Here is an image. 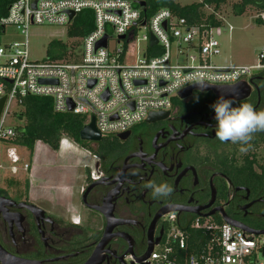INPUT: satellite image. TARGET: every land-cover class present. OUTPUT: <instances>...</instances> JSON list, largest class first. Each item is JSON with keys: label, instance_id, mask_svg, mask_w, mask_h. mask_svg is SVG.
<instances>
[{"label": "built area", "instance_id": "built-area-1", "mask_svg": "<svg viewBox=\"0 0 264 264\" xmlns=\"http://www.w3.org/2000/svg\"><path fill=\"white\" fill-rule=\"evenodd\" d=\"M142 8L132 0H15L9 5L7 15L0 17L3 34L13 25L26 37L22 42H0V98L6 97L0 116V150L4 143L13 169L22 157L19 146L9 142L16 135L10 118L27 96L51 97L56 112L85 115L87 124L94 118L104 137L131 130L151 113L171 111L180 92L196 82H250L255 69H264V50L259 64L253 66L210 62L221 53L217 35L222 26L190 25L168 8H160L147 20ZM85 10L93 12L94 27L79 38L77 55L69 49L63 58L30 59L31 25L70 26ZM151 36L157 38L156 44H151ZM105 37L107 46H98ZM112 39L120 46L111 48ZM140 42L146 43L141 53ZM184 54L186 61L181 63L178 58ZM29 167L25 162L23 168ZM91 177H99L94 168ZM133 260L129 256L127 264H139ZM142 264H264V234L212 218L197 217L188 227L169 220L160 242Z\"/></svg>", "mask_w": 264, "mask_h": 264}, {"label": "flooded vegetation", "instance_id": "flooded-vegetation-1", "mask_svg": "<svg viewBox=\"0 0 264 264\" xmlns=\"http://www.w3.org/2000/svg\"><path fill=\"white\" fill-rule=\"evenodd\" d=\"M262 70L255 76L248 97L230 98L234 106L250 103L257 111L264 110ZM222 95L233 97L241 92ZM218 99L213 91L195 89L177 101L168 114L145 120L125 138L117 135L109 155H93L95 167H86L96 169L99 177L92 179L89 172L82 189L83 209L91 212L86 221L80 213L73 212L78 217L70 214L71 219H58L45 211L38 222L21 205L32 203L29 197L11 194L17 205L11 206L10 212L14 222L20 218L17 214L23 215L22 226H15L11 234L3 220L8 235L0 243L13 254L44 264H83L107 234L103 264H123L133 257L127 253L129 249L141 256L150 241L165 233L169 220L188 227L197 217L216 221L229 217L248 228L264 229L261 132L255 134L253 147L246 154L239 151L238 144L221 143L215 137L217 121L211 107ZM88 142L93 148L99 146L98 142ZM149 181L167 182L174 192L168 198L154 199L145 187ZM77 218L79 221H74Z\"/></svg>", "mask_w": 264, "mask_h": 264}, {"label": "rangeland", "instance_id": "rangeland-1", "mask_svg": "<svg viewBox=\"0 0 264 264\" xmlns=\"http://www.w3.org/2000/svg\"><path fill=\"white\" fill-rule=\"evenodd\" d=\"M182 5L200 2L201 0H175ZM236 0H230L220 9L224 19L222 26L223 32L217 35L220 41L221 53L211 57L210 62L217 66H228L231 64L253 66L259 64L260 53L264 50V24L256 22V18L260 15L259 10L248 7L244 14H234L232 3ZM207 11H211L208 9ZM68 25H31L28 31V50L30 59L33 61H42L48 57L49 44L53 40H61L70 46H77L72 52L77 55L81 51V41L79 38L70 37L68 34ZM141 33L139 34V36ZM26 37L16 29L15 26L9 25L6 27V34L2 35L1 43L5 44L13 41H25ZM111 48L119 47L120 45L115 39L110 41ZM146 46V43L140 42V53ZM186 47V46H185ZM175 51V47L173 48ZM186 54V52H185ZM180 55L178 61L185 63L186 56ZM176 60V58H174ZM132 61V59H130ZM181 99L179 97L176 101ZM10 120L18 125L24 123V119L20 118L18 113L20 108H14ZM14 114V115H13ZM1 145L0 164V189H8L10 194L17 197L21 195L26 199L24 181L32 178L34 182V192L41 196H48L46 186H50L49 192L59 191L62 188V196H69L71 200L62 202V212H66L65 204L70 202L72 208L75 207L77 214H82L86 219L90 216L88 210L83 209L81 202V193L86 185V177L93 168H87L86 165L95 167L94 154L86 147L74 142L68 137L62 139V153H56L52 148L43 143H37L31 153L26 147H21L20 156L21 162L12 168V164L6 158L4 151L5 147ZM28 162L33 165V173L24 170L23 165ZM90 169V170H89ZM18 181L17 186L8 188V180ZM38 185V188L36 187ZM19 198V197H17ZM30 202L38 206L50 214H57L60 208V203L49 200H35L29 196ZM61 209V208H60ZM70 215V214H69ZM88 230L92 229L88 227Z\"/></svg>", "mask_w": 264, "mask_h": 264}, {"label": "trees", "instance_id": "trees-1", "mask_svg": "<svg viewBox=\"0 0 264 264\" xmlns=\"http://www.w3.org/2000/svg\"><path fill=\"white\" fill-rule=\"evenodd\" d=\"M15 0H0V17L8 13L9 5ZM135 6H140L142 1L146 2L143 6V16L149 20L151 16L160 8L170 9L176 16L184 17L190 25H206V26H223L224 19L221 14V7L230 0H201L187 5H182L175 0H132ZM248 7L259 10L260 15L256 18V22L264 24V0H236L232 3L234 14H244ZM211 9V11H207ZM94 27L93 12L85 10L77 14L73 23L69 26L68 34L70 37L81 38L89 33ZM4 26L0 24V42L4 32ZM76 45H68L61 40H53L49 44V58H63L69 49L74 50ZM264 74V69L262 70ZM263 101H264V78L260 82ZM180 100V99H179ZM178 100V101H179ZM20 118L24 119V123L16 125V135L9 140L20 147H26L33 153L36 143L42 141L48 144L54 150H58L63 137H68L74 142L86 147L94 155L105 157L109 155L110 147L115 143L117 135L104 136L98 147L93 148L88 141L81 139V130L87 124L85 115L75 114L73 112H56L53 106V99L44 96H27L22 103L21 112L18 113ZM137 127V125L135 126ZM133 127V128H135ZM132 128V129H133ZM264 142V132L260 133ZM90 179V174L88 176ZM18 181L8 180V188L17 186ZM25 193L28 197L30 182L29 179L24 181ZM8 189L1 188L0 196L10 198ZM23 198L21 195L17 196ZM217 222L223 223V220L217 219ZM188 226V225H187ZM186 227V226H185ZM6 225L0 216V241L8 235ZM145 252L143 250L141 255Z\"/></svg>", "mask_w": 264, "mask_h": 264}, {"label": "water", "instance_id": "water-1", "mask_svg": "<svg viewBox=\"0 0 264 264\" xmlns=\"http://www.w3.org/2000/svg\"><path fill=\"white\" fill-rule=\"evenodd\" d=\"M140 6H145L146 2L142 1L139 3ZM74 12L70 13V17L73 18L74 17ZM124 38V36L122 37ZM107 37H105L99 44L98 46H107ZM158 42L157 38L155 36H151V44H156ZM261 72V69H255L253 71L254 73V77L250 80V82L247 81H240L236 84H232V85H211V84H205L206 87L201 88V86L197 83L194 85H191L187 88H185L184 90H182L180 92V97L181 98H186L188 96H190L192 94V92L197 89L200 91H213L216 95H218V97L220 98L221 96H223V93L226 92H233V93H239L241 92V95L239 96H233V97H225L227 99L233 98V99H243L249 96L250 94V90L252 89V83L255 80V76L257 74H259ZM6 101V97H2L0 98V116L1 113L3 111V107ZM70 110L73 109V106L71 105ZM168 111L165 112H155V113H151V115L149 116V118L147 120H150L152 117L159 115V114H168ZM129 133V131L123 132L118 134V136L120 138H125V136ZM81 139L84 141H93V142H99L102 140V135L101 133L98 131V129L96 128L95 125V119L93 118L91 123L87 124L84 126V128L81 130ZM97 184V182L93 183L92 185H90V187L88 188L85 196H84V201H86V196L88 194V192L93 188V186ZM13 205H17L16 201L9 198V197H5V196H0V215L2 216L3 220L5 222L8 223L9 227H10V232L11 234H13L14 231V227L17 226L19 228H21L22 226V219H23V215L22 214H17V216L20 218H17V222H14L13 217H12V213L10 212V207ZM22 206H26L28 208V210L36 217L37 221L40 222L46 215L45 211L41 208H39L38 206L32 204V203H26L23 202L21 204ZM226 222L239 227L247 232H251V233H255V234H264V229L261 230H255V229H251L248 228L244 225H242L241 223H238L232 219H230L229 217H225L224 218ZM110 230H107V232H109ZM163 235V231L161 233V235L159 237H157L154 242L150 241L148 244V247L145 251V253L141 256H136L134 254V252L129 249L127 251V253H130L133 255L134 260L132 261V263H139L142 264L143 261L145 259H147L150 254L152 253L154 246L156 244H158L161 240V237ZM107 240V234L104 235V238L101 240V242L97 245L94 253L83 263V264H103L105 261V257L103 255V248L105 247V243ZM0 261L2 262V264H44L42 261L40 260H33V259H28V258H23L20 257L16 254H13L11 252H9L1 243H0ZM123 264H127L126 262H123Z\"/></svg>", "mask_w": 264, "mask_h": 264}, {"label": "clouds", "instance_id": "clouds-1", "mask_svg": "<svg viewBox=\"0 0 264 264\" xmlns=\"http://www.w3.org/2000/svg\"><path fill=\"white\" fill-rule=\"evenodd\" d=\"M185 83L189 82L185 81ZM196 83L201 88L206 87L203 82ZM234 103L233 99L221 96L211 106L217 121L215 137L221 143L231 142L240 145L239 151L246 154L253 147L252 141L255 134L264 132V110L257 111L250 103H242L239 106H234ZM145 187L151 190L154 199L168 198L174 192L173 186L167 182L149 181Z\"/></svg>", "mask_w": 264, "mask_h": 264}, {"label": "crops", "instance_id": "crops-1", "mask_svg": "<svg viewBox=\"0 0 264 264\" xmlns=\"http://www.w3.org/2000/svg\"><path fill=\"white\" fill-rule=\"evenodd\" d=\"M231 65H236V64H231ZM37 143H43V144L47 145L48 147H50L48 144H46V143H44L42 141H38ZM61 147H62V140H61L60 148L58 150H54L52 148V150H54L56 153H62L61 152L62 151V148ZM20 149H21V147L19 146V149H18L19 153H21L20 152ZM4 154H5V151H4ZM28 171L30 173H33L34 172L32 163H31ZM29 182H30V187H29L28 197L30 196L32 199H35V200H43V199H45V200L53 201L52 203H54V202L60 203V205H61L60 208L61 209L59 208V211L57 212V214H53L52 213V215L55 216V217H57L58 219H62V217L66 218V219H71L69 214H72L73 213L72 212L73 211L72 210L73 208H72V205L70 204V202H68L64 206L65 208L67 207L66 212H64V211L62 212V202H64L65 200H71V198L69 199V197H70L71 194L69 196L68 195L67 196H62V188L59 191L49 192V190H51V188H50V186H46V188L49 189L48 190V196L47 197H45V196L43 197L38 192L37 193L34 192L35 186H34V182H33L32 178L29 179ZM36 187L38 188V185H36ZM75 215H73V216H75ZM75 217H78V216L76 215Z\"/></svg>", "mask_w": 264, "mask_h": 264}]
</instances>
